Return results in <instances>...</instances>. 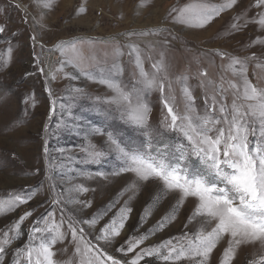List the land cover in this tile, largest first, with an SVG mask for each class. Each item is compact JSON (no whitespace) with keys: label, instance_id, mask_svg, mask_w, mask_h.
<instances>
[{"label":"rangeland","instance_id":"1","mask_svg":"<svg viewBox=\"0 0 264 264\" xmlns=\"http://www.w3.org/2000/svg\"><path fill=\"white\" fill-rule=\"evenodd\" d=\"M189 2L149 0L146 6L141 7V0H57L51 9H45L37 6V0H0V26L5 28L0 33V200H6L10 195L34 193L31 200L14 210L0 211V236L25 212H32L20 226V238L0 257V264H13L15 250L27 243L36 219L53 209L52 184L56 192L64 194L62 202L72 198L91 202V207L65 204L66 213L71 212L78 219H91L98 212H106L95 228L84 225L85 231L90 234L89 239L122 262L130 260L141 248L158 245L185 232L194 233L199 227L198 221L188 222L197 203L194 198H188L175 220L150 235L135 252L125 255L118 251L121 246L127 248L126 241L130 237H138L154 229L171 212L179 194H164L158 180L139 182L135 189L129 191V185L136 180L132 173L111 175L122 162L110 145L107 133L111 132L125 146L141 145L147 137L143 134L144 129L122 120L115 106L104 102L113 92L99 82L102 76L110 75L125 88L133 85L142 87L138 83L140 77L134 54H128L130 50L126 45L129 43L139 46L144 71L149 74L154 73L152 64L160 61L163 54L167 66L163 95L158 89L141 93L150 108L148 129L151 130L154 148L157 141L161 142L160 146L181 142L187 145L180 133L163 125L168 117L165 99L177 113L189 114L193 119L207 113L222 120L219 112L221 102L230 113L234 96L230 83L239 85L241 78L227 69L229 60L221 59L216 55L217 51L242 60L255 56L254 60H246L247 77L257 88H264V44L252 43L257 38L264 40V31L259 30L255 23L238 32L231 28L233 18L245 10H248V17L264 10L252 7L255 0H240L234 9L222 12L206 27L193 28L175 23V14H169L173 7ZM206 2L219 5L223 0ZM157 30L163 31L159 35L151 34ZM131 32H144L146 35H125ZM33 36L36 37L35 42ZM75 41H84L77 45L83 52L82 65H67L62 72L57 71L64 57L56 46ZM116 44L124 53L122 56L114 54ZM116 64L122 69L119 73L113 67ZM257 64L261 67H256ZM40 67L44 69L43 74L39 72ZM201 72L207 75L202 76ZM88 73L95 79H90ZM50 74H55L56 78L51 79ZM185 88L191 93L192 100L185 96ZM76 89L82 91L77 92ZM213 96H216L214 112L211 108ZM53 100L56 101L55 108ZM217 127H224V124ZM94 129L103 134L93 133ZM45 135L50 169L43 152ZM257 139V136H249L250 148ZM89 143L105 153L99 162L87 158L84 149ZM190 159L195 161L196 158ZM97 172L105 173L106 178L97 176ZM78 185L89 191H75ZM126 205L131 212L120 236L112 242H96L94 238L100 234L99 230ZM146 210L150 212L147 216ZM55 211L58 219L60 207L57 206ZM227 246L228 237H225L211 254L209 264H221ZM53 250L58 264L72 258L73 248L67 240L58 243ZM261 254H264V249L258 244L241 246L232 264H248ZM21 264H24L23 260ZM140 264L166 262L152 256L145 257ZM177 264L191 262L181 260Z\"/></svg>","mask_w":264,"mask_h":264},{"label":"snow or ice","instance_id":"2","mask_svg":"<svg viewBox=\"0 0 264 264\" xmlns=\"http://www.w3.org/2000/svg\"><path fill=\"white\" fill-rule=\"evenodd\" d=\"M57 0H37V6L51 9ZM149 0H141V7L146 6ZM240 0H223L219 5L206 2V0H190L180 7H173L170 15H174V22L184 24L187 27L204 28L224 11L234 9ZM252 7L264 10V0H255ZM81 12L84 9H80ZM248 10L233 18L231 28L234 32L241 31L250 23L259 26L264 31V11H259L253 17H248ZM243 21V23H241ZM5 28L0 26V33ZM163 30L151 32L159 35ZM126 36L146 35L144 32L126 33ZM32 40L35 42L36 37ZM84 41L62 42L56 46L64 59L61 61L57 71L62 72L64 67L81 66L84 60L82 49L77 47ZM115 43V42H114ZM253 45L264 44V40L257 38ZM126 47L130 50L129 55L134 54L135 65L139 70L138 83L142 87L125 88L111 76H102L100 83L106 84L113 95L104 101L115 106L120 113V118L138 129H144L147 137L145 143L134 145H123L111 132L107 133L108 141L117 158L122 162L121 166L113 171L111 175L118 176L122 173H132L136 180L129 185V191L135 189L139 182L158 180L162 185V192H177L179 199L173 206L171 212L150 230L149 233L138 237H130L127 248L121 246L118 251L124 253L135 252L137 248L156 231L162 230L175 220L179 209L185 200L194 198L197 203L188 217V222H199V227L194 233L185 232L178 237H173L158 245L141 248L136 255L126 262L115 258L89 239V233L85 231L84 225L95 228L96 224L106 215V212H98L91 219H78L76 216L65 211V204H83L91 207V202L79 199H67L62 202L63 193L53 188V209L37 218L28 235L27 243L15 250L16 259L13 264H58L55 260L56 252L53 250L58 243L68 241L73 248L72 258L62 264H140L145 257L155 256L166 262V264H177L181 260L190 261L191 264H209L211 254L218 243L228 237V246L224 249L221 264H232L241 246L258 244L264 249V88H257L247 77V59H256L255 56L242 60L237 56H229L225 52L217 51L216 55L221 59L227 58L229 63L227 69L241 78V84L230 83L234 90L231 111L224 102H221L219 112L221 119L210 117L207 113L195 119L189 114H179L170 105L167 99L164 105L167 108L168 117L163 121L165 128L178 132L182 135L185 143L169 145L160 141L154 148L151 130L148 129L150 108L144 101L141 93L146 90L158 89L163 95L165 81L167 79V66L161 54V60L152 64L154 73L144 71L141 50L138 45L129 43ZM9 53L11 49L8 50ZM114 54L122 56L124 53L118 44L114 47ZM239 66V67H237ZM117 73L122 71L118 64L113 65ZM256 67H261L257 64ZM44 73L42 67L39 68ZM164 73V76H160ZM90 79H95L87 74ZM206 76V72H201ZM55 79V74H50ZM81 92L82 90L76 89ZM184 94L188 100H192L191 93L185 88ZM223 92V89H220ZM51 96V90L49 89ZM34 100V97H30ZM27 103V100H25ZM53 108L56 101L53 100ZM216 96L212 97V111H216ZM33 106H35L33 104ZM191 106H189L190 108ZM71 115V113H69ZM221 123L224 127H217ZM99 133V129L92 130ZM48 128L45 126V133ZM214 133V135H213ZM257 136L258 139L250 148L249 136ZM43 148L45 162L48 168V145L47 135L44 137ZM87 158L99 162L105 154L96 150L95 145L89 143L84 149ZM190 157H195L192 161ZM39 170H37L38 172ZM97 176L105 177L103 172H97ZM51 179V177H48ZM77 192H87L89 189L78 185L74 189ZM34 193L26 195H10L6 200H0V211L14 210L20 204H25L32 199ZM160 197H157L159 200ZM60 207V216L57 219L55 208ZM131 208L127 205L120 210L103 228L94 239L96 242H112L120 236L125 227V222ZM148 210L145 216L149 215ZM32 212H25L19 220L11 225L0 236V257L5 254L6 249L21 236V224L30 217ZM144 217H142V220ZM187 227V225H185ZM66 251V249H65ZM248 264H264V254L252 259Z\"/></svg>","mask_w":264,"mask_h":264},{"label":"bare ground","instance_id":"3","mask_svg":"<svg viewBox=\"0 0 264 264\" xmlns=\"http://www.w3.org/2000/svg\"><path fill=\"white\" fill-rule=\"evenodd\" d=\"M55 54V53H54ZM54 54H52V55H54ZM53 62H50V64H52Z\"/></svg>","mask_w":264,"mask_h":264}]
</instances>
